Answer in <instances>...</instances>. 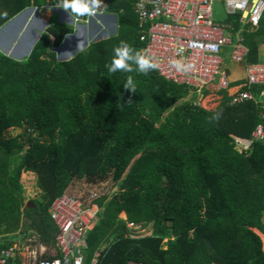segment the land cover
Masks as SVG:
<instances>
[{
	"label": "trees",
	"instance_id": "trees-1",
	"mask_svg": "<svg viewBox=\"0 0 264 264\" xmlns=\"http://www.w3.org/2000/svg\"><path fill=\"white\" fill-rule=\"evenodd\" d=\"M29 4L0 0L6 13L0 28ZM134 5L107 0L116 35L69 61H57L51 51L73 33L60 24L47 28L24 61L0 53V238L35 235L53 250L57 229L48 211L54 200L80 180L110 179L117 191L97 201L102 211L86 237L85 264L96 253L97 264H264L255 233L264 236V143L247 151L239 145L259 123L257 108L229 105L241 89L236 84L210 111L155 70L109 73L105 64L120 42L143 54ZM245 36L247 62L257 63L264 17ZM129 75L134 93L122 85ZM10 130L20 133L9 137ZM24 173L35 175L41 194L32 207L20 182ZM23 177L34 186L31 174ZM121 215L152 232L130 236Z\"/></svg>",
	"mask_w": 264,
	"mask_h": 264
},
{
	"label": "built area",
	"instance_id": "built-area-1",
	"mask_svg": "<svg viewBox=\"0 0 264 264\" xmlns=\"http://www.w3.org/2000/svg\"><path fill=\"white\" fill-rule=\"evenodd\" d=\"M214 1L224 7V22L213 20ZM104 14L81 21L87 24ZM134 14L139 20L143 54L158 62L155 71L160 77L188 88L189 101L196 107L207 110L203 102L209 94L228 91L232 83L229 66H241L244 88L230 97L229 105L252 103L259 123L250 140L239 145L247 151L252 143H264V59L247 62L245 36L258 29L264 17V0H135ZM173 60L191 68L177 71L170 63ZM98 200L96 193H90L86 201L58 197L48 211L57 229L54 249L47 250L35 235L18 232L0 238V264H85L86 237L102 211ZM125 223L129 232L142 228ZM98 257L96 253L90 264H97Z\"/></svg>",
	"mask_w": 264,
	"mask_h": 264
},
{
	"label": "crops",
	"instance_id": "crops-1",
	"mask_svg": "<svg viewBox=\"0 0 264 264\" xmlns=\"http://www.w3.org/2000/svg\"><path fill=\"white\" fill-rule=\"evenodd\" d=\"M45 1L47 0H30V4L26 10H32L31 14L21 15L24 11H22L17 16H21L17 22L13 20L17 17L15 16L9 22L4 24L0 28V33L3 34L2 42L6 41L7 37L11 35L13 28L15 27V23L22 26V31L20 32L21 40L20 44L17 48L12 51L8 49H3L2 43H0V52L3 55L15 60V61H24L30 55L33 47L38 42L41 35L45 34L47 28L52 24H60L65 25L73 30L71 38L66 40V37L63 43L59 48H52L51 51H54L58 61H69L73 58V56L81 51L86 50L87 46H83L85 42V37H87L88 33L95 34L98 33V41L106 40L111 36H115L117 32V16L113 14L105 13L102 17L97 18L96 20H92L89 23H84L82 18L79 20L72 18L68 15L66 11L60 9L58 7L60 0H48L51 2L50 5H46ZM41 6V7H38ZM50 6V7H44ZM116 18V19H115ZM13 23V26L3 32L4 28L8 26V24ZM28 30L27 28H30ZM38 35V39L36 42H33L34 36ZM87 34V35H86ZM24 37V38H23ZM54 39L50 37L51 44ZM97 42V41H95ZM83 47V48H82ZM8 50V51H7ZM56 51V52H55ZM264 59V43L260 44L258 47V60ZM229 75L231 80V85L236 84L241 89L244 85V72L241 66H229ZM236 91V92H237ZM29 174V173H28ZM32 174V173H30ZM33 175V174H32ZM255 233L259 236L262 244L264 246V236L255 231Z\"/></svg>",
	"mask_w": 264,
	"mask_h": 264
},
{
	"label": "rangeland",
	"instance_id": "rangeland-1",
	"mask_svg": "<svg viewBox=\"0 0 264 264\" xmlns=\"http://www.w3.org/2000/svg\"><path fill=\"white\" fill-rule=\"evenodd\" d=\"M212 15H213V20L215 22L221 23V22H224L226 20L224 7H223L221 2H219V1L213 2V4H212ZM17 23H15V27L13 28L11 35H9L6 38L7 39L6 41L2 42V37H3L2 35L3 34H0V43H2L3 49L5 48V49H8L9 51L10 50L12 51L13 49L17 48V46L20 44L19 41L21 40L20 32L22 31V26H20ZM27 29L30 30L31 27L27 28ZM97 36H98L97 32L95 34L88 33V35H87V37H85L84 41H86L87 45H89L90 43L98 41ZM52 52H54V51H52ZM0 53H2V52H0ZM56 59L58 61L57 57H56ZM220 100H221V96L219 94L212 93V94H209L204 99L203 104L205 105L207 110L211 111V110H214L220 104ZM19 133H20V131L10 130L7 133V136H9V137L15 136ZM24 174H28V173H24ZM24 174L21 175L20 182L23 186V190H24L25 195L27 197V204H28V206L32 207L31 201H39L41 194H40V191L35 186V183H36L35 175L31 174L32 177L34 178V180H33L34 186L30 187L31 182H29L26 177H23ZM111 186H112V183H111L110 179H107L104 182H97L94 185L87 184L84 180H80V181L72 184V186L70 187V189L68 190L66 195L72 196V197H77V198H82V200H84V201L87 200V196L90 193H96L99 196V198H102V196H105L107 194L109 196H114L116 194L117 190H116V187L111 188ZM121 220L126 222L125 221L126 220L125 215H121ZM151 232H152L151 226H145V227L139 228L138 230H132L130 232L128 231V233L130 235H133V236H146ZM164 242H166V241H164Z\"/></svg>",
	"mask_w": 264,
	"mask_h": 264
},
{
	"label": "clouds",
	"instance_id": "clouds-1",
	"mask_svg": "<svg viewBox=\"0 0 264 264\" xmlns=\"http://www.w3.org/2000/svg\"><path fill=\"white\" fill-rule=\"evenodd\" d=\"M63 9L72 18L79 20L82 17H92L97 14H104L107 11L103 0H60L59 5L55 6ZM6 15V13H0ZM177 71L187 72L191 65H184L180 61H170ZM105 67L109 73H138L148 75L150 71L158 69L159 64L152 56L134 52L132 47L126 42H120L118 47L113 49V55ZM123 88L130 92H136L137 86L131 75L127 76L122 83ZM215 119V117H214Z\"/></svg>",
	"mask_w": 264,
	"mask_h": 264
},
{
	"label": "water",
	"instance_id": "water-1",
	"mask_svg": "<svg viewBox=\"0 0 264 264\" xmlns=\"http://www.w3.org/2000/svg\"><path fill=\"white\" fill-rule=\"evenodd\" d=\"M31 11L32 10H26V11H24L21 15H26V14H31ZM21 16L19 15V16H17L13 21L14 22H17L18 20H19V18H20ZM116 19V18H115ZM13 26V23H10V24H8V26L6 27V28H4V30H3V32L4 31H6L7 29H9L10 27H12ZM1 34V33H0ZM69 38H71V36H67L66 37V40H68ZM38 39V35L36 34L35 36H34V40H33V42H36V40ZM83 46H87V43H86V41L83 43ZM83 48V47H82Z\"/></svg>",
	"mask_w": 264,
	"mask_h": 264
}]
</instances>
